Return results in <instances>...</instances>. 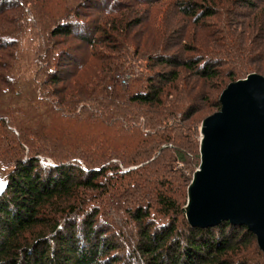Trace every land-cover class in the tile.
<instances>
[{
  "label": "trees",
  "instance_id": "trees-1",
  "mask_svg": "<svg viewBox=\"0 0 264 264\" xmlns=\"http://www.w3.org/2000/svg\"><path fill=\"white\" fill-rule=\"evenodd\" d=\"M110 1L0 0V47L10 51H4L9 63L0 62V70L17 77L18 60L25 69L0 83V127H12L0 138V164L13 168L0 200V264H252L246 251L255 241L264 252L246 226L193 228L187 201L175 198L169 180L159 188L152 167L190 158L177 143L178 134L170 132L183 129L178 121L197 109V94L179 85L183 73L221 83L238 81V75L264 76V0H243L249 11L241 32L227 19L235 0H127L126 6ZM6 9H15L17 18ZM140 9L154 21L141 16L130 21ZM88 10H100L99 20ZM220 16L223 27L213 29ZM168 18L174 22L163 26ZM185 25L196 34L190 39L181 33L175 40L177 30L169 31ZM136 26L149 34L145 42L131 36ZM226 58L234 67H223ZM93 63L102 66L95 65L84 84L69 90L66 85ZM42 77L47 79L41 82ZM217 105L216 112L220 101ZM60 119L80 126L73 122L71 132L58 129ZM79 135L89 138L73 141ZM140 164L147 169L141 190L153 186L155 195L144 191L131 211L137 227L133 262L123 255L130 236L115 234L116 226L123 232L128 225L115 224L124 218L104 208L106 199L118 206L107 186L121 193L122 185L111 182L121 183ZM181 176L176 191L182 198L186 172Z\"/></svg>",
  "mask_w": 264,
  "mask_h": 264
},
{
  "label": "water",
  "instance_id": "water-1",
  "mask_svg": "<svg viewBox=\"0 0 264 264\" xmlns=\"http://www.w3.org/2000/svg\"><path fill=\"white\" fill-rule=\"evenodd\" d=\"M219 101L220 111L201 125L186 218L193 228L246 226L264 252V76L251 73L230 83ZM9 173L0 171V200Z\"/></svg>",
  "mask_w": 264,
  "mask_h": 264
},
{
  "label": "rangeland",
  "instance_id": "rangeland-1",
  "mask_svg": "<svg viewBox=\"0 0 264 264\" xmlns=\"http://www.w3.org/2000/svg\"><path fill=\"white\" fill-rule=\"evenodd\" d=\"M110 3H115V4H120V5L124 4L126 6L128 4V1L127 0H113V1H110ZM154 4H157V3H154ZM261 4H263V2H261ZM231 5L232 6L230 8V12L232 15H228L227 19H228L229 23H232V26H231L232 30H236V32H241V31L245 30V24L244 23L246 22V14L249 11V8L246 7V3L243 0L232 1ZM151 9L153 11H155L156 7H153ZM6 10H7L6 12L8 13L9 16L11 15L12 17L15 16L17 18L15 9H14V11H12V9H6ZM132 10L133 9H131L130 11H132ZM134 10H136V9H134ZM140 10H142V9H140ZM145 10L146 9L142 10L140 14H138V13L132 14L134 16L130 19V21L134 20L136 17H140V16L143 17L144 19H149V20L151 19L154 21V18L150 14H148V11L144 12ZM26 11H28V9H26ZM89 11L93 12L91 15H89V17L91 19L99 20V19H97L98 18L97 14L101 13L100 10H88V12ZM136 11H138V10H136ZM22 14H23V11L18 15V18H20V16ZM154 14H155V12H154ZM158 14H160V13H158ZM219 18H221V16L218 18L215 17L213 19V21H212V22H214L213 29H215L216 26L218 28H220V26L223 27L222 22L218 21ZM155 21H157V23L158 22L160 23L159 20H155ZM170 21H172V20H170L168 18L167 21L165 22V24H164V21L162 22V25L168 26ZM146 22L147 21L144 20V24ZM173 22L174 21H172V23ZM117 26H118V24H117ZM142 30H143L142 27L136 26L129 32L130 33L132 32L131 36L132 37L136 36L135 37L136 40H138V42L141 43V42H145L149 38V34L146 31H144V30L142 31ZM176 30H177L176 34L178 36H176L175 40L180 38L179 35L181 33L190 35V37H189L190 39L193 38L194 35L196 34V32H194V31L191 32V29L190 30L187 29L186 25H185V27L181 26L179 28L170 30L169 32H171V31L173 32ZM188 32H190V33L188 34ZM154 36L159 38L160 35H158V33H154ZM218 37H222V35L218 34ZM182 38L183 37H181L180 39H182ZM190 39H186V40H190ZM194 41L196 42V40H194ZM260 41H261L260 38L255 39L253 41V45L257 46L260 43ZM59 43L62 47L66 44V43H62L60 40H59ZM207 46H209V43H207ZM133 47H134V45H133ZM178 48L180 50L181 46H179ZM104 49L106 51V48H104ZM102 50H103V47H101V51ZM174 50H176V47ZM4 51H7L10 54V51L8 49L5 50L2 47H0V55L2 53H4V57L0 58V62L2 64H4L5 66H7V64L9 63L8 62L9 60H8V58H6V56H5L6 52H4ZM102 52L105 53L104 51H102ZM177 53H178V51H177ZM142 55H144V52L142 53ZM221 55H226V54H221ZM147 56L144 55L145 58ZM225 60H226V63L223 64V67L225 69L234 67V64L229 62L228 58H226ZM23 64H24L23 60L22 61L18 60L16 63V70L14 73L17 77H13L12 74L7 75V73L6 74L3 73L4 72L3 70H0V73H3V75H1L3 78H0V83H3V80H5L4 77H6V78L10 77V78L14 79V78H18L19 76L23 75V71L25 72ZM97 64L102 66L100 63H97ZM97 64L93 63L92 68H89L87 72H84V74L78 78V79H80L79 81H77L78 79H73V81L69 82V84L66 85V86L70 87L69 90H73L74 88H76L80 84L81 85L84 84L86 82V78L84 76L86 74L90 73V71ZM103 66H105V64H103ZM171 68H172V66H167V70H170ZM156 70H157V68L154 69V71H156ZM100 72H102V71H100ZM100 72H99V74H100ZM181 73H182V71H181ZM243 76L238 75L237 80L242 79V78L244 79ZM45 79H47V78L46 77L39 78V80L41 82H44ZM25 80H26V77H25ZM232 81L233 80H231L230 78L225 79V81L223 83H221L219 80H216V79L208 81L205 79H200L190 72L183 73L182 77L180 78L179 85L184 86V84H186L187 86H189L191 88V93L197 94V95H194L196 97V101H197V109H196V113L192 116L190 115L191 117H189L188 119L186 118L185 121H182V120L178 121V124L183 126V129L181 128V129H177L174 132H172V131H170V132H171L172 136L178 134L177 143L179 145H183L182 147L188 151L189 155L188 154L187 155L190 158H187L185 160V162L178 161L176 163H172L169 159H166V161L164 162V167L161 166L159 168L160 164L157 165L156 167L154 165L152 167V171L155 175L154 177L156 179L160 180V187L159 188H161L162 190L164 188H166V187L162 186V183L166 180L171 181V185L173 188V194H174L175 198H177V200L179 202H181V204L188 201L189 180H191L193 178V174H194L195 170L197 169V167L199 166L198 162L200 163V134H201L200 129H201L202 122L206 117L210 116V114H213L217 111V107H218L217 104H218L219 98H220L222 92L227 88L228 84H230ZM77 82H79V83H77ZM62 85H63V87H65V83L58 85V86L60 87ZM36 86H37V83H35L32 88H34ZM58 86L55 85L54 88H56ZM63 87H62V89H63ZM192 87H194V88H192ZM205 97H208L210 100L206 101ZM73 122H75L78 125L76 127L79 128L80 125H79L78 121L73 120L71 122H67L66 119L58 120L54 126H58V129H63L64 131L71 132L75 128V123H73ZM7 128L11 129L12 127L7 124ZM7 128L5 126L0 127V134L2 135V137H0V138L4 139L3 136H5L7 138V134H6ZM13 130H14V127H13ZM88 138H89V136L79 135L78 138H76V139L72 138V139H73V141L82 142ZM197 141L199 143H197ZM6 142H8V139ZM187 161H190L191 164L188 165ZM50 163H52V162H50ZM166 163H167V165H166ZM142 166L143 165L140 164V165H135L134 167H131L130 168L131 170L134 169L135 171H138V173H135V171H134L132 174H130L128 176H124L123 178L120 177L121 183H117V181L111 182L112 185L113 184L118 185V186L120 184L122 185L121 193L119 192V194H118L116 191H113L112 189H110L109 188L110 186L109 187L107 186L106 190L108 191V194H110V193L116 194L117 197L115 198V202L118 204V206L114 208L111 205L110 200L106 199L105 208H104L106 211H108L110 213H112L113 211H114V213L117 212V213H119V216H122L124 218V219H117L115 224H127L128 225V227H127L128 229L124 230L123 232H122V230H120V227L116 226L115 227L116 228L115 234L117 231L118 232L117 233L118 239H120L123 235L124 236H130V240H131L130 245H129V243H128V245H125L123 255L125 256L124 258L127 257L126 261L132 260L133 262H137V260H135L134 257H133L134 259L131 257V255H133V252H135L134 246L136 244L137 227H136V223H135L134 219L131 217V211H134V209L137 208L136 203L139 200L143 199V195H145L144 191L148 192L152 189V193L150 195V198H153L155 195V189L153 190V186L151 187L149 185L148 188L146 187L145 190H143V191L141 190V186H143V182L141 180L143 178V175L147 174V169H144ZM130 169L123 167V171H130ZM0 171H1V173H4V174H8L10 172L9 174L11 175L13 168L12 167H5V166L0 164ZM183 171L186 172L187 181H186V183L185 182L183 183L184 186H186V188L185 187L183 188L184 191H183V196L181 198L179 195H177L176 188L179 187L177 180H181L183 178L181 176ZM9 180H10V177H9ZM105 183H106V185H108L107 180L105 181ZM185 184H187V185H185ZM166 185H169V184H166ZM129 207H130V210L128 213L127 208H129ZM157 216H159V218L164 219L163 216H161V217H160V215H157ZM126 220H128V221H126ZM246 253L248 255H250L251 257H253L254 260H252V259L250 260L252 262V264L253 263L263 264L264 254L259 252V248L257 246L256 241L252 244L251 249L247 250ZM124 261H125V259H124Z\"/></svg>",
  "mask_w": 264,
  "mask_h": 264
}]
</instances>
